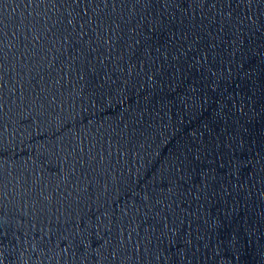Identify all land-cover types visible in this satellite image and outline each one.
<instances>
[{
  "label": "water",
  "instance_id": "obj_1",
  "mask_svg": "<svg viewBox=\"0 0 264 264\" xmlns=\"http://www.w3.org/2000/svg\"><path fill=\"white\" fill-rule=\"evenodd\" d=\"M0 264H264V0H0Z\"/></svg>",
  "mask_w": 264,
  "mask_h": 264
}]
</instances>
